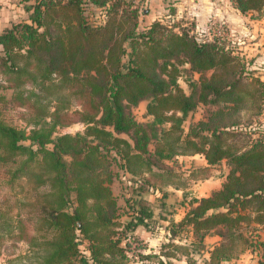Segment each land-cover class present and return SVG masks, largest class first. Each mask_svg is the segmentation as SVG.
<instances>
[{
  "label": "trees",
  "instance_id": "trees-1",
  "mask_svg": "<svg viewBox=\"0 0 264 264\" xmlns=\"http://www.w3.org/2000/svg\"><path fill=\"white\" fill-rule=\"evenodd\" d=\"M231 1L241 11L264 8V0ZM116 4L109 14V0H28L29 20L0 32V175L13 192L0 191V239L27 244L2 264H170L176 255L226 264L246 250L264 257V128L238 147L223 134L241 124L219 120L250 107L239 76L191 79L188 93L178 83V62L201 72L232 58L187 33L157 39L160 16L135 7L122 33ZM97 11L105 18L92 23ZM142 99L145 121L130 110ZM199 103L212 107L194 119ZM74 122L83 129L61 132ZM197 153L205 164L179 169V155ZM223 159L221 186L190 197L182 217L169 219L168 239L149 249L138 231L155 222L144 194L206 178ZM121 177L125 206L110 185ZM211 231L219 239L207 244ZM196 250L207 254L197 261Z\"/></svg>",
  "mask_w": 264,
  "mask_h": 264
},
{
  "label": "rangeland",
  "instance_id": "rangeland-1",
  "mask_svg": "<svg viewBox=\"0 0 264 264\" xmlns=\"http://www.w3.org/2000/svg\"><path fill=\"white\" fill-rule=\"evenodd\" d=\"M4 0H0L2 3ZM113 1L118 2L116 4L117 17L120 23V29L126 31L133 27L134 17L127 12H130L132 7L138 9L141 13H145L149 19H156L157 16L161 22L159 29L154 33L155 37L159 40L163 39L166 33L171 31L177 33H187L191 38L202 41H212L217 43L220 47H223L225 52L232 58L229 64L222 66L221 64L212 66L202 70L201 72L191 71L188 63H179L181 69V76L178 78V83L185 92H189L191 84L189 81L195 79L196 82H200L204 77H210L214 74L217 78L219 76L225 77L226 81L239 76L238 89L245 92L246 98L245 104H250V107H246L239 110V112H232L228 115H221L220 124H229L236 121L235 124L240 123L233 128H230V132L223 134L225 143H236L237 146L246 147L249 140L257 135L264 128V8L261 10L241 11L238 9L231 0H219L224 9L220 7V14L215 16L205 14L194 15L192 12L188 13L186 7L187 3L184 1V5L177 3V0H109L110 11L113 12ZM122 1V2H121ZM131 3H130V2ZM160 5H155V3ZM193 3V0H191ZM134 4V6H131ZM160 9V10H159ZM90 21L92 23L103 22L105 15L97 11L91 13ZM144 15V14H143ZM145 16V17H146ZM150 43V42H149ZM148 43V44H149ZM143 46V45H142ZM141 46V49H142ZM146 51L149 53L147 44H145ZM178 57H185L182 52H179ZM177 60V59H176ZM189 68V69H188ZM187 69V70H186ZM194 83V82H191ZM248 92H252L256 97L251 96ZM254 98V99H253ZM243 101V102H244ZM146 102L147 99H142L136 105L131 107V112L134 117L139 121H145L149 119L146 114ZM212 105L206 103H199L197 108L190 114L194 119L200 117L208 109H211ZM18 124L22 123L16 120ZM252 125V126H251ZM83 129V124L80 122H74L61 128V132H76ZM259 137V136H258ZM250 138V139H249ZM178 162L181 163L179 169L189 167L190 165L205 164L206 160L201 154L193 155H179L177 157ZM178 167V165H177ZM180 169V170H181ZM228 170L226 159L220 163V168L213 169L210 176L206 178L191 179L189 178L184 187L172 188L166 190V195L162 196L161 192L156 190H150L144 195L150 199L153 211L154 220L148 231L149 242L158 249V245L167 240L166 227L170 217L179 215L183 212L185 203L192 196H202L209 194L212 190L221 186L225 179V174ZM4 177L0 175V191L4 190L10 195L13 193L4 184ZM4 184V186H3ZM112 189L117 195L119 203L123 206L126 205L124 197L128 195L126 177L116 178L112 183ZM164 218L165 220L161 219ZM264 229V226H261ZM260 228V226H259ZM184 235V234H183ZM219 239L217 235L213 234V231L209 232L205 237L207 244H212ZM264 240V238H262ZM175 242H185L184 239H175ZM27 245L24 241H7L0 239V264H2L7 257H11L16 253L26 251ZM257 251V253L255 252ZM4 253V255H2ZM12 254L11 256H9ZM205 251L192 252L193 258L197 261L201 259L203 255H206ZM241 255L254 259L255 263L261 261L260 264H264V257L260 255L258 250H246ZM189 264L185 257L182 255H176L171 259L170 264ZM249 263V261H248ZM228 264H232L229 261Z\"/></svg>",
  "mask_w": 264,
  "mask_h": 264
},
{
  "label": "crops",
  "instance_id": "crops-1",
  "mask_svg": "<svg viewBox=\"0 0 264 264\" xmlns=\"http://www.w3.org/2000/svg\"><path fill=\"white\" fill-rule=\"evenodd\" d=\"M27 1L28 0H4L2 3L0 2V32L3 29H5L6 27H9L13 21L29 20V14H30L31 10L30 9L28 10L25 7ZM29 1H33V0H29ZM157 1L155 3L156 6L160 5L159 3H157ZM184 1L187 3L186 7L188 9L189 14H190V12H192L194 15L205 14L206 16H208V15L215 16V14H220V7H221V9L222 8L224 9L223 4L219 0H193V3L191 2V0H177L176 4L180 3V4L184 5L185 4ZM148 13H149V11H146V14H148ZM147 18H149V17H147ZM110 185L112 186V184H110ZM173 187H175V186H173ZM170 188H172V185L167 186V189H170ZM175 188H177V187H175ZM118 203H119V200H118ZM185 210H186V207H184V210L181 214L170 217L169 219L170 220L171 219L179 220L182 217V215L184 214ZM161 219L165 220L162 217H161ZM169 219L165 220L168 222V224H169ZM261 226H263V225H260V234H261V238H264V229ZM167 229H168V226L166 227V230ZM138 231L140 232L142 237L147 242L149 249L157 251L158 249H155L154 246L149 242V239L152 240L151 237L149 238V235L151 236L152 234H150V233H149V235L146 234V233H148V231H145V228H143L142 226L138 227ZM167 236H168V232H167ZM167 236H166V238L168 239ZM216 241H214V242H216ZM160 244L158 245V248H159ZM22 252H24V251H22ZM2 255H4V253H2ZM231 261H232V264H260L259 260H258V262L255 263L254 259H249V257L244 258L243 255H240L238 258L231 260ZM248 261H249V263H248ZM226 264H228V262H226Z\"/></svg>",
  "mask_w": 264,
  "mask_h": 264
}]
</instances>
